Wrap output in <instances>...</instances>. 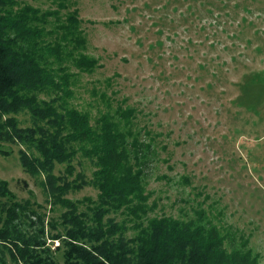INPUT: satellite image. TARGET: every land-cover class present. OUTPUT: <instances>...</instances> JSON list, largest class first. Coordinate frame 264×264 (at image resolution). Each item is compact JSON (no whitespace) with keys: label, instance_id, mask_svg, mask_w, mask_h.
Here are the masks:
<instances>
[{"label":"rangeland","instance_id":"1","mask_svg":"<svg viewBox=\"0 0 264 264\" xmlns=\"http://www.w3.org/2000/svg\"><path fill=\"white\" fill-rule=\"evenodd\" d=\"M24 8L38 12L26 24L30 36L8 30L7 37L55 82L69 78L64 92L26 96L60 114H85L95 130L109 116L126 133L130 165L142 171L145 213L110 211L103 226L122 229L109 240L136 249L149 220H192L215 226L228 253L250 249L264 264V0H14L5 9L14 16ZM80 56L95 60L93 70L76 66ZM11 116L20 129H42L39 136L55 131L28 107ZM67 148L74 157L52 168L59 186H71L60 199L94 228L96 160L84 154L88 145ZM0 149L10 194L0 198V230L63 264L65 244L52 238L70 228L68 209L29 169L27 159L39 154L7 141L1 127ZM0 259L18 264L6 247Z\"/></svg>","mask_w":264,"mask_h":264},{"label":"trees","instance_id":"2","mask_svg":"<svg viewBox=\"0 0 264 264\" xmlns=\"http://www.w3.org/2000/svg\"><path fill=\"white\" fill-rule=\"evenodd\" d=\"M13 4L14 0H0V121L3 120L0 127L6 133L7 141L36 149L38 158H26L29 169L43 175L49 196H57L58 202L68 209L63 217L70 228L64 237L52 238L65 244L63 264H257V256L250 249L228 253L223 246L224 238L215 226L192 220L181 222L167 217L149 220L139 232L136 249L128 248L121 239L109 240L122 229L112 222L103 226V218L110 211L124 208L135 217L145 213L147 198L142 186V171L133 170L129 163L126 133L121 132L109 116H102L99 128L95 130L85 114L74 109L60 114L49 105L38 107L34 97L26 96V93L42 88L64 92L62 87L68 84L69 78L62 75L55 82L52 74L39 64L33 54L15 48L6 35L8 30H14L20 36H30L26 24L29 20H38V12L24 8L11 16L5 8ZM67 21L72 27L77 23L73 15ZM76 66L83 71H91L95 60L80 56ZM66 95L69 94L66 92ZM24 107H28L34 116L47 120V124L55 129L54 133L39 136L40 132L43 133L40 128H18L16 118L11 115ZM62 131H67V134L61 136ZM73 143L88 145L89 148L83 152L91 159L95 158L98 168L93 180L98 191V203L93 212L95 227L90 229L76 214L75 206L60 199L71 186H59L52 174L55 163L69 162L74 157L75 152L67 148ZM140 148L137 139V154H140ZM0 155L5 156L6 153L0 149ZM0 198H10L8 185L2 180ZM245 245L243 242L242 247ZM4 247L18 264H58L38 248L12 242L8 231L1 229L0 250ZM0 264L5 263L0 259Z\"/></svg>","mask_w":264,"mask_h":264}]
</instances>
